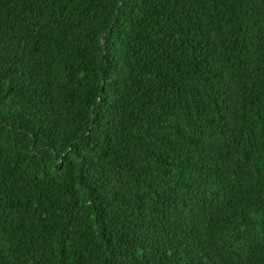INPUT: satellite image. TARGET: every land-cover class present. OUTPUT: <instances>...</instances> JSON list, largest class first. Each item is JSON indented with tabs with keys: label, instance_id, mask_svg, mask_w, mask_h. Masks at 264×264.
Instances as JSON below:
<instances>
[{
	"label": "trees",
	"instance_id": "trees-1",
	"mask_svg": "<svg viewBox=\"0 0 264 264\" xmlns=\"http://www.w3.org/2000/svg\"><path fill=\"white\" fill-rule=\"evenodd\" d=\"M0 264H264V0H0Z\"/></svg>",
	"mask_w": 264,
	"mask_h": 264
},
{
	"label": "water",
	"instance_id": "water-1",
	"mask_svg": "<svg viewBox=\"0 0 264 264\" xmlns=\"http://www.w3.org/2000/svg\"><path fill=\"white\" fill-rule=\"evenodd\" d=\"M104 58H105V55H104Z\"/></svg>",
	"mask_w": 264,
	"mask_h": 264
}]
</instances>
